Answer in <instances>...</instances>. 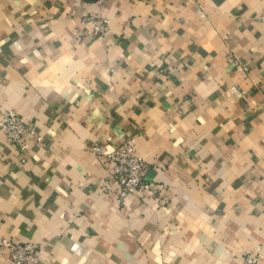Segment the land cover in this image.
Listing matches in <instances>:
<instances>
[{
    "label": "crops",
    "instance_id": "0c3cea01",
    "mask_svg": "<svg viewBox=\"0 0 264 264\" xmlns=\"http://www.w3.org/2000/svg\"><path fill=\"white\" fill-rule=\"evenodd\" d=\"M10 112L0 264H264V0H0ZM128 140L160 191L120 202L92 150Z\"/></svg>",
    "mask_w": 264,
    "mask_h": 264
},
{
    "label": "built area",
    "instance_id": "2783aa9c",
    "mask_svg": "<svg viewBox=\"0 0 264 264\" xmlns=\"http://www.w3.org/2000/svg\"><path fill=\"white\" fill-rule=\"evenodd\" d=\"M103 2L104 0H98ZM98 30V29H97ZM0 129L4 132L8 142L20 145L22 137L27 133L20 116L14 112L0 120ZM97 161L106 167L112 178V184H105L102 192L105 195L116 194L120 202L127 197L138 194L141 191H149L157 195L159 187H152L146 180L147 165L137 154L134 142L128 140L111 153H104L100 147L92 150ZM9 251L10 261L13 264H34L36 261L37 247L32 243L13 244L3 242ZM247 264H256V259L246 257Z\"/></svg>",
    "mask_w": 264,
    "mask_h": 264
}]
</instances>
